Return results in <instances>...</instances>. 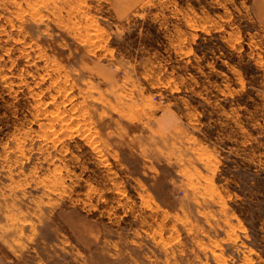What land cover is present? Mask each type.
Segmentation results:
<instances>
[{"label":"rangeland","instance_id":"rangeland-1","mask_svg":"<svg viewBox=\"0 0 264 264\" xmlns=\"http://www.w3.org/2000/svg\"><path fill=\"white\" fill-rule=\"evenodd\" d=\"M1 264H264V25L251 0H0Z\"/></svg>","mask_w":264,"mask_h":264},{"label":"crops","instance_id":"crops-1","mask_svg":"<svg viewBox=\"0 0 264 264\" xmlns=\"http://www.w3.org/2000/svg\"><path fill=\"white\" fill-rule=\"evenodd\" d=\"M252 16L256 17L259 23L264 25V0H251ZM0 247V264L2 260Z\"/></svg>","mask_w":264,"mask_h":264}]
</instances>
